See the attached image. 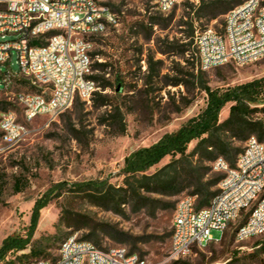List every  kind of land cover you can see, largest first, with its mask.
Listing matches in <instances>:
<instances>
[{"label": "rangeland", "instance_id": "obj_1", "mask_svg": "<svg viewBox=\"0 0 264 264\" xmlns=\"http://www.w3.org/2000/svg\"><path fill=\"white\" fill-rule=\"evenodd\" d=\"M108 3L118 14L119 22L94 37L92 58L93 64H106V76L114 82V88L105 91L112 106L96 107L92 100L77 103L76 99L56 120L41 117L28 123L29 132L16 144L3 143L0 133V247L8 237H27L35 206L48 195L49 202L38 212L27 248L8 258L28 254L26 264L37 258L55 260L61 242L68 236L82 238L90 226H113L128 233L129 240L116 242L101 232L99 248L124 246L131 252L136 245L135 253L151 264L264 263V234L246 240L234 235L235 226L248 211L225 232L222 240V232L213 230V238L220 241L195 248L186 258L175 259L170 257L175 208L165 207L151 216L145 210L134 213L129 205H124L125 213L117 214L69 191L73 184L90 181L122 186L126 157L177 131L206 107L208 96L201 81L213 89H225L264 76V58L243 66L201 68L195 38L189 35L194 31L195 37L197 32L209 29L222 32L226 16L210 20L199 13L201 0H182L166 14L155 8L153 0ZM9 70L11 78L5 81ZM119 87L121 92H117ZM37 89L31 79L19 73L15 52L9 63H0V115L13 111L25 121L18 96ZM113 106L120 109L123 121L115 117ZM254 106L262 108L263 104ZM230 107L228 103L221 111V121L228 117ZM255 116L264 118V112ZM196 143H190L188 153H193ZM245 144L235 143L241 148ZM171 160L172 156H166L146 173H154ZM212 174L223 173L213 168L206 179H212ZM190 191L166 200L177 205ZM77 226L86 228L78 230ZM32 250L41 255L30 256Z\"/></svg>", "mask_w": 264, "mask_h": 264}, {"label": "built area", "instance_id": "obj_2", "mask_svg": "<svg viewBox=\"0 0 264 264\" xmlns=\"http://www.w3.org/2000/svg\"><path fill=\"white\" fill-rule=\"evenodd\" d=\"M182 0H153L163 14ZM0 63L15 52L19 73L31 79L36 92L22 93L18 102L25 121L13 111L0 115L3 143L20 142L28 123L41 117L56 120L80 99L91 102L99 89L94 74V37L119 22L108 0H0ZM195 45L203 70L227 64L243 66L264 58V0H245L225 16L224 30L197 32ZM11 78V71L5 74ZM2 147L0 146V152ZM224 178L209 206L197 207V198L178 201L172 228L171 258L190 256L215 240L213 230L225 232L244 213L236 229L238 240L264 234V143L252 136L235 166L223 157L213 164ZM29 264H151L124 246L107 249L75 235L65 238L55 260L37 258Z\"/></svg>", "mask_w": 264, "mask_h": 264}, {"label": "trees", "instance_id": "obj_3", "mask_svg": "<svg viewBox=\"0 0 264 264\" xmlns=\"http://www.w3.org/2000/svg\"><path fill=\"white\" fill-rule=\"evenodd\" d=\"M244 1L201 0L199 13L209 17L210 20L218 19ZM189 37L195 38L194 31ZM92 55L95 56V53ZM105 68V63L93 64L94 71H99V74L92 75L100 88L92 98L93 105L96 107L112 106L110 95L105 91L114 88V82L106 76L108 72ZM116 80L121 82L120 78ZM201 87L208 96L206 107L177 131L165 134L152 146L142 148L126 157L122 170L125 175L122 186L117 187L107 181H90L73 184L69 191L81 195L95 206L117 214H124V205H129L134 213L145 210L149 215L155 216L165 207L176 208L175 202L166 199L189 190H191L190 195L197 198L198 208L209 206L218 191L214 189L215 186L219 185L224 178V174H212V179H206L209 172L213 170L212 164L219 157H223L231 166H235L243 150L235 145L237 141L247 142L252 136H256L264 143V118L255 116V113L259 111L264 112V76L225 89H213L202 81ZM80 101L77 99L76 102ZM228 103H231L229 115L221 121V111ZM257 104H263V107L254 106ZM112 110L115 117L123 121L120 109L113 106ZM195 140L197 143L193 153H188L190 143ZM169 155L172 156L169 163L152 174L146 173ZM195 155L197 159H194ZM47 197L37 202L33 225L27 237L5 239L0 247V264L27 263L25 258L29 257L28 254L18 255L13 259L8 256L27 248L33 236L38 212L49 202ZM249 213H244L245 216L235 226L234 235H236V229L246 221ZM82 228L86 227L77 226L78 230ZM89 230L80 239L90 241L98 247H102L101 232L116 242L129 240L126 238L129 237L128 233L113 226L107 229L90 226ZM136 249L134 245L131 252L135 253ZM30 253V256L41 255V252L34 253L33 250Z\"/></svg>", "mask_w": 264, "mask_h": 264}, {"label": "water", "instance_id": "obj_4", "mask_svg": "<svg viewBox=\"0 0 264 264\" xmlns=\"http://www.w3.org/2000/svg\"><path fill=\"white\" fill-rule=\"evenodd\" d=\"M122 91V89H121V87H119L118 89H117V92H121Z\"/></svg>", "mask_w": 264, "mask_h": 264}]
</instances>
